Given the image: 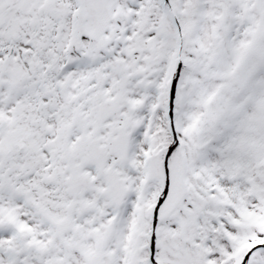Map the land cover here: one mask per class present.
Listing matches in <instances>:
<instances>
[{
    "label": "snow or ice",
    "instance_id": "snow-or-ice-1",
    "mask_svg": "<svg viewBox=\"0 0 264 264\" xmlns=\"http://www.w3.org/2000/svg\"><path fill=\"white\" fill-rule=\"evenodd\" d=\"M0 264H264V0H0Z\"/></svg>",
    "mask_w": 264,
    "mask_h": 264
}]
</instances>
